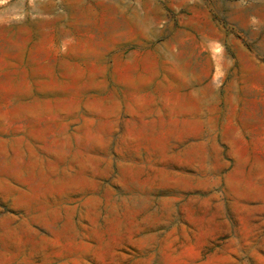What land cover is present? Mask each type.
<instances>
[{
  "label": "rangeland",
  "instance_id": "1",
  "mask_svg": "<svg viewBox=\"0 0 264 264\" xmlns=\"http://www.w3.org/2000/svg\"><path fill=\"white\" fill-rule=\"evenodd\" d=\"M0 264H264V0H16Z\"/></svg>",
  "mask_w": 264,
  "mask_h": 264
},
{
  "label": "crops",
  "instance_id": "2",
  "mask_svg": "<svg viewBox=\"0 0 264 264\" xmlns=\"http://www.w3.org/2000/svg\"><path fill=\"white\" fill-rule=\"evenodd\" d=\"M0 22L16 21V0H0Z\"/></svg>",
  "mask_w": 264,
  "mask_h": 264
}]
</instances>
